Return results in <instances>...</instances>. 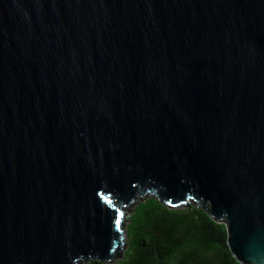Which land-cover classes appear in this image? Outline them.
<instances>
[{
  "label": "water",
  "instance_id": "95a60500",
  "mask_svg": "<svg viewBox=\"0 0 264 264\" xmlns=\"http://www.w3.org/2000/svg\"><path fill=\"white\" fill-rule=\"evenodd\" d=\"M146 190L264 264V0H0V264L112 261Z\"/></svg>",
  "mask_w": 264,
  "mask_h": 264
},
{
  "label": "trees",
  "instance_id": "16d2710c",
  "mask_svg": "<svg viewBox=\"0 0 264 264\" xmlns=\"http://www.w3.org/2000/svg\"><path fill=\"white\" fill-rule=\"evenodd\" d=\"M132 203L122 255L109 262L88 258L80 263L242 264L228 245L226 225L197 201L188 199L173 206L146 190Z\"/></svg>",
  "mask_w": 264,
  "mask_h": 264
},
{
  "label": "rangeland",
  "instance_id": "374dc122",
  "mask_svg": "<svg viewBox=\"0 0 264 264\" xmlns=\"http://www.w3.org/2000/svg\"><path fill=\"white\" fill-rule=\"evenodd\" d=\"M132 204H134V203H132ZM132 204L131 205H126V206H124L123 208H122V216H121V224H120V227H121V230H122V232H123V237H124V228H125V224L127 223V220H126V217L128 216V214L130 213V211H131V209H132ZM126 248V245H125V243H124V239H123V244H122V250H121V253H120V255L119 256H121L122 255V252L124 251V249ZM118 256V257H119ZM117 257V258H118ZM116 259V258H115ZM115 259H113V260H115ZM82 261H84V260H82ZM81 262V261H80ZM79 262V264H83L84 262H82V263H80Z\"/></svg>",
  "mask_w": 264,
  "mask_h": 264
}]
</instances>
